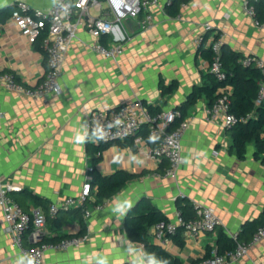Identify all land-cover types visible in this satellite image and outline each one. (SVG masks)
Segmentation results:
<instances>
[{
  "label": "crops",
  "instance_id": "obj_1",
  "mask_svg": "<svg viewBox=\"0 0 264 264\" xmlns=\"http://www.w3.org/2000/svg\"><path fill=\"white\" fill-rule=\"evenodd\" d=\"M18 1L0 0V75L11 73L25 86H34L44 79L48 55L46 50L30 44L10 20ZM24 1L36 8H49L54 3ZM244 1L192 0L183 5L178 15L171 16L166 0H161L151 9L152 29L143 30L137 20L131 19L124 26L116 24L113 33L100 39L105 45L123 43L124 54L118 61L95 54L91 50L93 36L80 28L67 55L59 95L43 100L17 97L0 84V105L6 112L0 120V174L20 188L13 193L14 198L20 197L32 211L36 207L29 197L21 195L24 190L45 197L52 204L82 193L94 168L87 145L100 143L85 129L93 111L117 110L136 100L153 107V114L187 105L194 88L201 86L209 73V61L197 42L199 36L207 34L205 47L218 34L224 46L246 57L264 59V28L258 27L245 12ZM205 23L212 30L206 31ZM173 82L177 83L174 91L164 94L161 83L170 86ZM208 106L209 100L203 96L187 108L184 119L189 120V128L182 141L185 163L176 179L166 177V160L147 155L152 148L142 133L149 136L147 127L138 133L143 138L141 142L133 138L112 142L98 153L101 159L96 169L101 174L125 170L134 178L118 194L100 203H96L97 188H92V200L87 204L92 214L89 219L84 218L88 225L86 242L67 252L48 253V262L83 264L86 257L101 253L109 257L111 264H129L130 257L122 246V237L130 239L126 218L141 213L150 204L169 220L186 199L195 206H213L223 222L220 228L228 234L240 231L248 221L263 219L264 161L255 157L253 144L249 145L246 158L239 159L232 151V131L224 126L222 118L215 122L206 119ZM77 133H86L85 144L74 142ZM115 157L120 163L114 162ZM115 198L132 200L133 208L125 217L112 214ZM38 208L47 214L48 237L75 236L79 232V221L73 215L55 227L50 222V210ZM63 214L66 213L62 211L59 216ZM180 236L183 246L173 238L162 246L184 264H191L206 258L208 250L217 243L218 231L196 235L182 232ZM17 256L0 207V264H14ZM234 264H264V240L252 245L249 254Z\"/></svg>",
  "mask_w": 264,
  "mask_h": 264
},
{
  "label": "built area",
  "instance_id": "obj_2",
  "mask_svg": "<svg viewBox=\"0 0 264 264\" xmlns=\"http://www.w3.org/2000/svg\"><path fill=\"white\" fill-rule=\"evenodd\" d=\"M259 0H245V12L251 16L258 27L264 28V22L256 18V8L253 2ZM173 0H166V6ZM161 0H54L49 8H36L29 2L20 0L15 4L10 20L19 29L21 35L30 43L35 44L42 37L43 47L48 55V70L44 79L34 85L25 86L11 73L0 75V84L13 92L17 97H29L43 100L62 92L61 78L64 73L68 52L73 43L78 39V30L85 28L93 36L94 42L91 50L106 59L118 61L124 54L121 42L112 45L103 44L100 39L115 31L117 25H125L128 19L137 20L141 29L150 30L154 26V15L151 9L158 6ZM92 11L98 12V15ZM112 18V19H110ZM206 31L212 30L209 23H205ZM125 39V37L123 38ZM204 35L197 38V42H204ZM223 40L212 37L209 46L213 51V59L209 62L208 70L219 81L228 78V72L222 61ZM244 66L257 67L264 75V59L247 56L242 60ZM229 85L220 88L221 95L214 103L205 109V117L209 122L222 118L224 126L228 129L244 123L249 116H238L231 111ZM264 99V82L261 83L259 101ZM6 117V112L0 105V120ZM181 117L178 109L166 110L156 114L150 111L148 105L142 100H136L120 106L113 111H93L87 118L85 129L95 141L112 143L133 138L141 142L143 138L138 135L142 127H147L149 136L159 139L155 147L147 150V155L158 161L166 160L168 168L166 177L176 179L185 163L182 152V141L189 128V120L183 119L173 126ZM89 178L84 190L77 196L65 198L50 207V215L57 216L61 211L82 208L84 218L91 217V210L87 204L92 200ZM12 191H20L19 187L8 182L0 174V207L3 211L11 243L18 254L28 253L33 255L37 264H60L48 262L47 254L50 252H67L80 248L87 240V236H71L55 242H43L49 236L46 229L47 214L40 208L26 211L23 206L12 196ZM100 208L99 205L96 206ZM197 214L194 218H186L180 210L175 217L152 226L149 236L160 245L168 243L178 233L199 234L201 232H214L222 225L217 210L213 206H196ZM235 240L236 247L225 253H220L218 248L212 247L210 256L191 264H234L247 256L252 245L264 240V225L260 226L253 234L250 242L239 239L240 231L230 232ZM27 241L37 246H28Z\"/></svg>",
  "mask_w": 264,
  "mask_h": 264
},
{
  "label": "trees",
  "instance_id": "obj_3",
  "mask_svg": "<svg viewBox=\"0 0 264 264\" xmlns=\"http://www.w3.org/2000/svg\"><path fill=\"white\" fill-rule=\"evenodd\" d=\"M192 0H173L171 4L167 5V12L171 16H176L180 13L183 5L190 3ZM256 8V18L260 22H264V0H259L253 2ZM15 5L12 9H14ZM5 11V10H3ZM2 11V12H3ZM7 12V11H5ZM1 13V12H0ZM219 35L216 34L215 38ZM204 39H207V34L204 35ZM204 40V41H205ZM42 37L38 38L35 42L37 48L45 51L42 43ZM204 43V42H203ZM201 44L200 52L203 54L204 58L211 62L213 59V51L210 46L205 47ZM246 58L241 53H238L223 45L222 48V61L224 67L228 72V78L224 81H219L212 73H208L204 76V82L201 86L194 88L193 92L190 94L187 105L180 106L181 117L178 118L173 124V126L178 125L181 120H183L187 114V108L189 105L195 103L199 98L206 97L209 100V105H212L214 101L221 95L220 88L229 85L232 87L229 93V99L231 101V111L238 116H249V119L240 123L230 130L233 135V145L232 151L236 153L239 159H245L248 148L250 144L255 147V157L264 161V99L259 101V91L261 83L264 82V75L262 72L254 66H244L242 60ZM177 86L176 82L172 85L166 86L161 83V88L164 94H169L174 91ZM153 110V107H150ZM143 128V127H142ZM141 128V130H142ZM146 141L155 147L158 144L159 139L153 137L154 140H150L147 132H142ZM111 143H99L92 144L88 143V151L93 155L94 158V168L90 171V176L92 180L90 181L91 188H97L96 190V203H100L105 199L112 198L118 194L133 178L134 175L125 171L119 170L111 175H103L96 169V164L101 159V156H97L98 153H102L103 150ZM22 196L29 197L33 201V206L38 208L42 207L45 211L49 212L52 202L36 193L24 190L21 192ZM14 197V195L12 194ZM25 210L30 211L29 208L25 207L24 201L17 197L15 198ZM82 208H74L69 211H64L66 214L59 216L50 217V222L55 227H60L63 224V220L68 215H73L79 221L80 230L77 233L79 236H87L88 225L84 216L82 214ZM186 218H194L197 214L196 206L192 204L189 200H184L178 206ZM49 220V218H48ZM169 217L164 214L159 208L150 204L146 210L139 214H129L126 218V231L129 238L145 247L148 252H155L157 256L166 258L169 264H184L183 261L177 255L171 253L162 245L154 243L151 241L149 236V230L155 224L163 221H168ZM264 225V218L255 219L248 221L243 228L240 230L239 239L244 242H249L254 234V232ZM218 231V239L216 247L220 253H225L236 247L235 240L224 231L220 226L216 229ZM71 237L66 234L54 237H46L43 242H55L61 239ZM173 239L180 246L184 245V240L178 233L173 236ZM28 246H37L38 244H33L30 241L26 242ZM212 248L207 252L206 257L210 256Z\"/></svg>",
  "mask_w": 264,
  "mask_h": 264
},
{
  "label": "clouds",
  "instance_id": "obj_4",
  "mask_svg": "<svg viewBox=\"0 0 264 264\" xmlns=\"http://www.w3.org/2000/svg\"><path fill=\"white\" fill-rule=\"evenodd\" d=\"M154 140L153 137L149 138ZM78 145L86 143V133H77L73 138ZM135 159V157H133ZM115 163H120L119 157L114 158ZM133 208V202L128 198H115L112 202L111 212L118 218L125 217ZM122 246L124 251L130 257L129 264H169L168 260L157 256L155 252H148L142 246H137L136 242L122 237ZM14 264H37V260L33 255L28 253L18 254ZM83 264H111L108 256L101 253H93L84 259Z\"/></svg>",
  "mask_w": 264,
  "mask_h": 264
},
{
  "label": "water",
  "instance_id": "obj_5",
  "mask_svg": "<svg viewBox=\"0 0 264 264\" xmlns=\"http://www.w3.org/2000/svg\"><path fill=\"white\" fill-rule=\"evenodd\" d=\"M128 21H131V19H128ZM15 192H17V191H12V194L15 193Z\"/></svg>",
  "mask_w": 264,
  "mask_h": 264
},
{
  "label": "rangeland",
  "instance_id": "obj_6",
  "mask_svg": "<svg viewBox=\"0 0 264 264\" xmlns=\"http://www.w3.org/2000/svg\"><path fill=\"white\" fill-rule=\"evenodd\" d=\"M92 12H93L94 14H96V13H95V11H92ZM91 137L94 139V137H93V136H91Z\"/></svg>",
  "mask_w": 264,
  "mask_h": 264
}]
</instances>
